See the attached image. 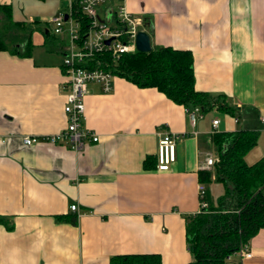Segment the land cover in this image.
<instances>
[{
	"label": "crops",
	"instance_id": "crops-1",
	"mask_svg": "<svg viewBox=\"0 0 264 264\" xmlns=\"http://www.w3.org/2000/svg\"><path fill=\"white\" fill-rule=\"evenodd\" d=\"M24 1L0 4L14 13ZM125 7L143 19L152 48L192 53L195 89L223 96L239 122L221 120L213 107L192 128L185 108L116 77L110 93L90 84L84 97L83 126L97 143L79 152L24 146L23 136L66 125L61 44L48 29L54 16L43 17L29 57L0 51V264H110L141 254L189 263L186 223L199 212V166L206 154L216 156L211 121L219 120L216 132L264 129V0H126ZM25 20L17 22L34 21ZM161 131L183 136L165 172L143 167L155 158ZM247 247L251 258L235 254L229 263L264 264V229Z\"/></svg>",
	"mask_w": 264,
	"mask_h": 264
},
{
	"label": "trees",
	"instance_id": "trees-1",
	"mask_svg": "<svg viewBox=\"0 0 264 264\" xmlns=\"http://www.w3.org/2000/svg\"><path fill=\"white\" fill-rule=\"evenodd\" d=\"M76 7L73 6L75 10ZM36 24L12 20L11 6L0 4V51L29 57L33 48L31 35L39 29ZM44 33L49 36V32ZM101 68L138 88L156 89L187 111L199 107L203 114L216 107L232 118L237 117L223 96L195 89L193 56L189 50L160 47L149 53H126L116 64ZM259 135V131L247 129L211 135L216 162L213 171L198 172V182L205 186L207 208L187 217L186 244L192 257L187 264H230L228 258L264 229V157L251 165L245 162ZM155 164V158L147 157L143 167L154 168ZM213 183L223 188L215 202L211 201L209 190ZM0 223H5L1 217ZM110 264H161V259L155 254L123 255L111 257Z\"/></svg>",
	"mask_w": 264,
	"mask_h": 264
},
{
	"label": "built area",
	"instance_id": "built-area-1",
	"mask_svg": "<svg viewBox=\"0 0 264 264\" xmlns=\"http://www.w3.org/2000/svg\"><path fill=\"white\" fill-rule=\"evenodd\" d=\"M125 1L67 0L66 10L48 20L52 34L61 44V89L65 98L63 112L66 125L56 134L23 136L21 142L24 146L39 142L65 144L72 151L79 152L86 143L99 141L97 134L83 126L87 87L90 84L98 85L102 92L110 93L115 77L101 66L116 64L123 54L136 52L135 37L139 31H143V19L129 13ZM74 5L77 6L76 10ZM187 117L193 128L203 117L202 111L195 107L187 111ZM238 122L237 117L233 118L234 124ZM259 122L264 126V116H260ZM218 126L219 120L213 119L209 133H216ZM157 135L156 169L165 172L175 162L176 143L183 136L169 131H161ZM215 162L216 156L206 154L199 169L211 172ZM198 194L200 213L207 208L203 184L199 183ZM69 209L80 215L76 205H71ZM236 255L241 261L252 256L247 245L242 246Z\"/></svg>",
	"mask_w": 264,
	"mask_h": 264
},
{
	"label": "rangeland",
	"instance_id": "rangeland-1",
	"mask_svg": "<svg viewBox=\"0 0 264 264\" xmlns=\"http://www.w3.org/2000/svg\"><path fill=\"white\" fill-rule=\"evenodd\" d=\"M66 8H67V0H25L19 6L16 5V9L14 13L12 11V17H13L12 20L16 22L21 19L23 21H26L25 18L27 19V15H32L34 21L36 23H40L42 22L43 17L49 18L50 16H56L58 15V12H56L58 9H61L62 12H64ZM48 29L50 32L52 31L51 26H49ZM27 31L28 29L26 28L25 32ZM202 115L204 116V119L203 121L198 120L197 126H199L200 122L203 123L207 122V120L211 117L212 114L203 113ZM216 116L221 120L224 118H228L230 122H233L232 117L224 114L221 111L218 112ZM259 131H260V135L257 145L251 150L249 156L245 158V162L248 165L253 164L257 159L264 157V129L260 128ZM223 132H232V131H223ZM209 190H210V198L212 202H215L217 197H219L223 192L222 185L218 183H213L212 185H210Z\"/></svg>",
	"mask_w": 264,
	"mask_h": 264
},
{
	"label": "water",
	"instance_id": "water-1",
	"mask_svg": "<svg viewBox=\"0 0 264 264\" xmlns=\"http://www.w3.org/2000/svg\"><path fill=\"white\" fill-rule=\"evenodd\" d=\"M135 46L136 51L139 53H149L152 50L150 37L145 31H139L137 33L135 37Z\"/></svg>",
	"mask_w": 264,
	"mask_h": 264
}]
</instances>
